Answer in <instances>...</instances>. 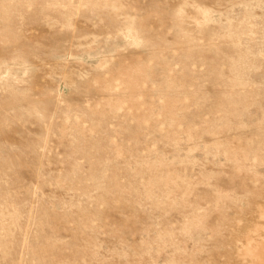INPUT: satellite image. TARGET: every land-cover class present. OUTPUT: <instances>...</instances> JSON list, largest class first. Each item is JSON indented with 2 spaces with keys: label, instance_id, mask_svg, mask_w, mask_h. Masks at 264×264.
<instances>
[{
  "label": "rangeland",
  "instance_id": "obj_1",
  "mask_svg": "<svg viewBox=\"0 0 264 264\" xmlns=\"http://www.w3.org/2000/svg\"><path fill=\"white\" fill-rule=\"evenodd\" d=\"M0 264H264V0H0Z\"/></svg>",
  "mask_w": 264,
  "mask_h": 264
}]
</instances>
